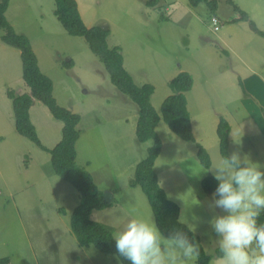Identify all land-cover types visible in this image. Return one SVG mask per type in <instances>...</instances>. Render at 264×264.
Returning <instances> with one entry per match:
<instances>
[{
  "label": "rangeland",
  "instance_id": "1",
  "mask_svg": "<svg viewBox=\"0 0 264 264\" xmlns=\"http://www.w3.org/2000/svg\"><path fill=\"white\" fill-rule=\"evenodd\" d=\"M214 1L215 15L206 3L193 8L188 0L152 4L151 0H75L86 28L108 30L107 46L120 49L122 66L134 84L154 88L150 103L158 114L171 95L168 83L181 72L191 76L193 85L185 98L194 143L177 138L160 120L155 129L162 145L156 171L167 199L178 205L183 225L200 238L209 255L219 247L209 222L226 214L210 207L212 197L200 187L204 178L213 177L211 168L221 160L217 123L223 118L230 126L229 155L237 151L255 165L257 141L249 146V140L264 137V109L258 107L264 98L245 96L235 74L247 70L243 72L236 58L223 54L231 56L229 50H233L257 61L263 78L264 39L250 31L248 22H235L237 14L223 0ZM232 1L264 32V0ZM54 9L53 0H9L5 18L16 34L29 40L39 68L51 76L58 105L80 117L77 163L87 159L86 169L98 179L97 189L109 187L115 192L114 209L101 216L95 212L101 210H95L90 220L104 219L115 234L132 218L151 222L152 213L140 189L124 187L130 165L145 158L151 146L150 141H136V106L110 83L102 62L84 40L64 32ZM213 16L219 21L217 31L212 27ZM68 61L71 67L62 66ZM21 73L19 52L0 41V260L8 259L7 264H120L91 246H78L69 227L79 203L77 192L53 175L46 153L15 132L5 92H28ZM30 119L45 147L52 148L60 140L61 123L45 107L34 103ZM196 144L209 155L210 168L199 165ZM210 264H221V260L214 258Z\"/></svg>",
  "mask_w": 264,
  "mask_h": 264
},
{
  "label": "trees",
  "instance_id": "2",
  "mask_svg": "<svg viewBox=\"0 0 264 264\" xmlns=\"http://www.w3.org/2000/svg\"><path fill=\"white\" fill-rule=\"evenodd\" d=\"M8 1L0 0V30L3 31L0 41L19 52L21 78L28 89V92L22 94H16L10 89L5 92L10 101L14 130L39 151L46 153L53 175L68 183L77 192L79 203L70 215L69 227L78 246L85 248L91 246L105 256L115 257L120 264H130L129 261L117 254L111 231L90 220L93 211L105 209L111 204L103 200V193L97 189L92 176L76 164L75 143L80 135L76 127L80 117L59 106L55 101L52 95L53 84L47 76L41 73L29 40L23 35L16 34L6 21L5 12L8 8ZM53 1L54 16L64 32L70 37H79L84 40L88 49L102 62L110 83L136 106V141L140 144L151 142L146 157L134 168L130 186L140 189L150 207L153 220L156 221L165 236L172 230L179 229L200 247V256L194 264H210L212 259L220 258L219 247L214 250L212 255L205 253L200 238L185 225L178 223L179 207L167 199L165 192L158 184V178L154 171V163L159 157L162 146L155 131L160 120L177 138L184 142L194 143L185 98V94L191 90L193 85L191 76L186 72H181L168 83L171 95L161 103L158 114L150 103L154 88L149 84L141 86L134 84L131 76L122 66L120 49L107 46L108 30L99 26L86 28L79 16L75 0ZM223 1L237 14L235 22H248L250 31L264 39V32L257 29L255 24L249 21L248 15L242 12L232 0ZM154 2L155 0H151V4ZM201 3H206L209 12L215 15L216 1L188 0V5L193 8ZM148 6L152 7L153 5L148 4ZM71 65V61L62 63V66L65 67H71ZM34 103L45 107L52 119L61 123L60 140L52 148H47L41 143L30 119V110ZM229 133L230 127L227 121L220 118L216 126V136L221 158L229 156ZM195 157L201 167L210 168L209 155L200 144H196ZM217 185L218 181L211 176L204 178L200 183L202 192L209 196H212ZM259 223H264V213L261 214ZM7 263L8 259L0 260V264Z\"/></svg>",
  "mask_w": 264,
  "mask_h": 264
},
{
  "label": "clouds",
  "instance_id": "3",
  "mask_svg": "<svg viewBox=\"0 0 264 264\" xmlns=\"http://www.w3.org/2000/svg\"><path fill=\"white\" fill-rule=\"evenodd\" d=\"M218 185L210 207L224 215L209 222L219 241L221 264H264V170L237 151L211 168ZM183 218L178 223H183ZM115 249L130 264H176L196 260L200 247L174 229L167 236L155 220L132 218L113 236Z\"/></svg>",
  "mask_w": 264,
  "mask_h": 264
},
{
  "label": "crops",
  "instance_id": "4",
  "mask_svg": "<svg viewBox=\"0 0 264 264\" xmlns=\"http://www.w3.org/2000/svg\"><path fill=\"white\" fill-rule=\"evenodd\" d=\"M80 13V12H79ZM81 15V14H80ZM223 44L225 45V42L224 40H222ZM224 55H227L228 58L230 57H234L237 59V62L239 63V66L243 69V72H245V69L247 70V73H236L235 74V78L236 80L238 81V84H240V90L245 94L246 97H252V96H257V97H261V98H264V77L262 78L261 75H260V72L257 71V61H250V60H246L242 54L240 53H236L235 51L233 50H229V53H231V56L230 54H228V52H225L223 51ZM253 64V65H251ZM40 69V68H39ZM41 73H43L45 76H47L49 78V74L46 73V72H43L42 69H40ZM51 77V76H50ZM50 79V78H49ZM51 80V79H50ZM52 81V80H51ZM240 82V83H239ZM53 83V82H52ZM239 86V85H238ZM255 91V92H253ZM242 93V94H243ZM54 97V95H53ZM187 102V101H186ZM258 107L259 109H261L263 111L264 109V103H259L258 104ZM10 110H11V106H10ZM11 115H12V112H11ZM190 117V116H189ZM32 121V120H31ZM229 125V124H228ZM230 127V126H229ZM157 128V127H156ZM80 131V130H79ZM230 134V133H229ZM230 138V136H229ZM228 138V139H229ZM80 140V139H79ZM78 140V142H79ZM255 140L257 141V165L255 166H258L259 168H261V170H264V148H261L262 146H264V142L262 143L261 140H264V137H255L254 139L252 140H249V146H253V142H255ZM241 141V140H240ZM259 141H261L259 143ZM78 142L76 144V164L80 167V168H83L85 169L93 178V181L95 182L96 186H97V181L98 179L95 178L94 176V173H90L86 168H89V161L87 159H84L82 160V163L78 164L77 163V157H78V153H77V146H78ZM162 147V146H161ZM228 147H229V144H228ZM137 165V162L135 163V165H130V168H131V171H130V174H128L127 176V180L128 182L124 184V187L128 184L130 186V183H131V180L133 178V173H134V168L135 166ZM156 168H157V160L155 161L154 163V171L157 175V178H158V174H157V171H156ZM117 170H123V169H117ZM100 179V178H99ZM158 184L159 186L161 187L160 185V181H159V178H158ZM123 187V188H124ZM162 188V187H161ZM99 191H101L103 194L104 193H108L111 197L109 198V203L108 204H111L109 207L105 208L104 210H101V211H95V212H98L97 215H103V213H105L107 210L109 209H114V204H115V192L110 189L109 187L107 188H104L103 190L99 189ZM212 197V196H211ZM213 199V197H212ZM176 204V203H175ZM177 205V204H176ZM178 206V205H177ZM221 214V213H220ZM91 216V215H90ZM179 219H180V209H179ZM106 221L104 219H100L98 221H96V223H99L101 225H103L104 227L108 228L112 235L114 236L115 235V229L113 227H111L110 223H105ZM183 224V223H182ZM185 225V224H184ZM186 226V225H185ZM190 230V229H189ZM191 231V230H190ZM192 232V231H191ZM117 234V233H116ZM195 234V233H194ZM201 241V240H200ZM220 259V258H218Z\"/></svg>",
  "mask_w": 264,
  "mask_h": 264
},
{
  "label": "built area",
  "instance_id": "5",
  "mask_svg": "<svg viewBox=\"0 0 264 264\" xmlns=\"http://www.w3.org/2000/svg\"><path fill=\"white\" fill-rule=\"evenodd\" d=\"M211 23H212V27H213L214 31H217L218 27H219V21L215 16L212 17Z\"/></svg>",
  "mask_w": 264,
  "mask_h": 264
},
{
  "label": "water",
  "instance_id": "6",
  "mask_svg": "<svg viewBox=\"0 0 264 264\" xmlns=\"http://www.w3.org/2000/svg\"><path fill=\"white\" fill-rule=\"evenodd\" d=\"M111 196L108 194V193H104L103 194V200L106 202V203H109L110 201H109V198H110Z\"/></svg>",
  "mask_w": 264,
  "mask_h": 264
}]
</instances>
